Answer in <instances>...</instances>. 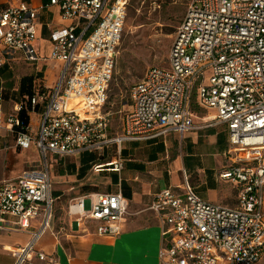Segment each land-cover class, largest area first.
Here are the masks:
<instances>
[{
    "label": "built area",
    "instance_id": "built-area-1",
    "mask_svg": "<svg viewBox=\"0 0 264 264\" xmlns=\"http://www.w3.org/2000/svg\"><path fill=\"white\" fill-rule=\"evenodd\" d=\"M68 26L51 33L49 59L63 62L56 87L37 86L26 102L17 103L5 125L16 133L20 149L36 147L41 161L0 183V222L14 219L16 228L31 231V241L16 251L15 264L36 255L35 249L54 220L51 168L58 157L79 156L117 144L113 169H124V142L184 139L199 128L192 110L198 105L213 115L203 127L226 125L229 163L220 178L238 188L235 207L204 200L186 171L181 187L159 190L149 206L163 224L165 244L160 264H258L264 258V0H190L177 27L169 67L153 66L130 89V106L122 134L110 135L104 112L109 101L127 18L128 0H51ZM40 9L22 1L0 12V67L23 52L40 62ZM47 59V58H46ZM3 89L0 87V107ZM42 109L38 130L30 113ZM26 113L28 121L23 117ZM91 200L86 210L85 200ZM79 225L98 222L97 233L117 237L129 215L121 193H92L70 205ZM35 225L37 229L35 230Z\"/></svg>",
    "mask_w": 264,
    "mask_h": 264
},
{
    "label": "crops",
    "instance_id": "crops-1",
    "mask_svg": "<svg viewBox=\"0 0 264 264\" xmlns=\"http://www.w3.org/2000/svg\"><path fill=\"white\" fill-rule=\"evenodd\" d=\"M22 1L40 9L38 39L35 46L42 60L40 62L27 61L24 53L20 52L29 66H35L31 74L25 73L22 76H17L15 72L21 69L24 71L26 67H17L16 57L0 67V87L3 89V102L0 107V183L17 178L24 169L35 166L41 161L36 147L20 149L17 146L16 133L6 127L5 121L13 113L17 103L26 102L29 98V95L21 94V82L24 77H35L33 94L39 85L52 89L56 87L63 62L48 58L53 49L51 33L57 27L70 24V21L62 18L60 8L57 5H51V0H0V12ZM16 76L17 79L14 81ZM42 111L40 109L39 112L30 113V122L32 114L36 113L39 126ZM210 117H200L195 113V123L199 128L185 136L186 155L176 154L173 161L169 157L170 148H172L170 146H179L176 150L178 152L180 145H183L180 137L173 133L166 138L126 144L124 142L121 147V156L124 151L122 157L124 169L120 172L113 169L111 162L115 158L107 163L111 166V172L104 179H100V183L106 185V190L86 192L72 200L71 204L80 197L92 193L121 192L129 200V215L122 234L117 237L99 235L97 233L98 222L95 221L87 220L84 225H79L77 217L69 212L71 204L58 205L62 198V191L59 190L63 187L59 188L57 184L63 182L67 175L65 173L57 175L56 171L54 172L55 168L65 172L69 158L70 161H74L71 168L75 176H82L85 168H90L89 165L95 161L91 155H96V153L86 152L79 156L55 159L51 168L55 217L52 226L42 233L35 245L36 250L53 257L54 262L40 260L34 255L32 261L26 264H160V251L167 241L163 236L161 220L149 210V206L155 194L162 189L160 185L162 180H167V187L182 186L183 182L180 181L179 172H187L186 158L199 155L202 157L205 153L215 154L216 152L226 155L229 149L228 128L226 125L203 127ZM198 120L201 121L198 122ZM110 147L111 145L107 149ZM196 149L202 151L196 153ZM85 158L87 162L83 160ZM225 163L226 161L218 164L221 165L217 176L219 192L213 198L215 202L208 201L201 196L198 184H196V189L197 193L208 202L235 207L238 203L239 188L232 181L220 178V172L227 166ZM174 175H176V180ZM36 229L37 225H35ZM32 235L31 231L16 228L13 218H10L8 223L0 222V264H15L16 251L25 247L31 241Z\"/></svg>",
    "mask_w": 264,
    "mask_h": 264
},
{
    "label": "rangeland",
    "instance_id": "rangeland-1",
    "mask_svg": "<svg viewBox=\"0 0 264 264\" xmlns=\"http://www.w3.org/2000/svg\"><path fill=\"white\" fill-rule=\"evenodd\" d=\"M189 2L190 0H128L127 18L120 54L110 87L109 101L104 108V112L108 114L110 119L111 136L122 134L124 113L129 109L131 103L130 89L132 86L143 79L150 67L170 66V49L177 27L185 14ZM15 64L19 68L26 67L24 71L22 69L17 70L15 72L17 76H22L25 73L31 74L30 72L35 70V66H29L20 52L17 53ZM27 67L29 68L28 70ZM61 72L62 68L60 74ZM17 76L14 81H16ZM192 110L200 117H210L214 113L199 107L198 87L193 90ZM37 121V115L33 113L31 127L35 133L38 130ZM200 121L198 120V122ZM180 140L183 145H180L178 152L176 150L179 146L173 145L176 149L170 146L172 148H170L169 157L172 161L175 159L176 154L186 155L187 153L185 138L183 140L180 138ZM126 143L128 142L124 144ZM196 150V153L202 151L200 149ZM95 153V161L89 165L90 168L86 169L82 176H75V172L71 168L74 161H70L69 158L65 172L55 168L54 172L56 171L57 175L62 173L67 175L66 179L63 178V182L57 184V187H63L59 190L60 192L62 191V198L59 200L58 205H70L73 199L86 192L106 190V185L101 184L100 179H104L110 174L111 166L107 165V163L113 158H118L119 147L117 144H113L110 148L107 149L106 147L103 150L95 151ZM123 156L124 151L122 152ZM225 156L222 152H216L215 154L205 153L202 157L199 155L198 157L185 159L190 184L195 189L196 184H198L201 196L208 201L215 202L213 198L219 192L217 176L221 165L218 164L225 161V164L229 163L228 158H225ZM179 174L180 181L184 182L185 172L180 171ZM173 177L175 179L176 175ZM160 185L162 189L166 188L167 180H162ZM84 207L86 210L91 209L90 199L85 200ZM258 264H264V258Z\"/></svg>",
    "mask_w": 264,
    "mask_h": 264
},
{
    "label": "trees",
    "instance_id": "trees-1",
    "mask_svg": "<svg viewBox=\"0 0 264 264\" xmlns=\"http://www.w3.org/2000/svg\"><path fill=\"white\" fill-rule=\"evenodd\" d=\"M34 80H35V77L34 76H26L22 79V82H21V94L24 96V95H29V97H31L33 95V84H34ZM26 116V113L23 117ZM28 121V116L25 117ZM93 159H95L96 157L94 155H91ZM85 162H87L88 160L85 158L83 159ZM85 171H86V168H85Z\"/></svg>",
    "mask_w": 264,
    "mask_h": 264
}]
</instances>
